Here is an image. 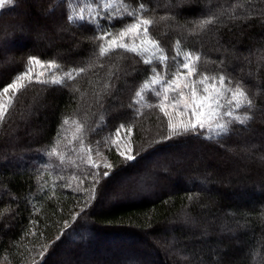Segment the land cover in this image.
Instances as JSON below:
<instances>
[{"label":"trees","instance_id":"obj_1","mask_svg":"<svg viewBox=\"0 0 264 264\" xmlns=\"http://www.w3.org/2000/svg\"><path fill=\"white\" fill-rule=\"evenodd\" d=\"M74 1L11 0L0 9V86L29 67L33 76L3 96L8 111L0 122V264H61L53 258L67 254L74 255L71 264H130L138 257L141 264H264V0H233L227 7L219 2L224 0H112L116 15L145 3L144 15L153 20L149 34L168 57L166 71L159 57L146 64L123 49L101 56L95 38L100 29L63 18ZM205 19L213 22L199 28ZM188 51L201 56L198 73L224 74L229 87L243 84L253 101L252 119L233 124L226 139H162L168 119L151 90L156 86L148 83L151 69L169 79ZM32 55L57 65L41 68L39 79L55 77L64 85L36 82ZM73 68L84 71L69 79L65 73ZM249 71L255 80H246ZM123 133L133 161L113 145ZM184 146L197 150L193 161L175 157L131 174L143 160ZM90 149L106 156L111 178L93 181L91 174L102 169L91 167ZM172 177L175 185L167 187ZM127 178L133 181L120 199L99 208V196ZM147 192L152 194L141 195ZM91 232L94 240L85 237ZM84 249L91 255L77 254ZM148 249L158 252L157 259L147 256ZM99 251L105 256L99 258Z\"/></svg>","mask_w":264,"mask_h":264},{"label":"snow or ice","instance_id":"obj_2","mask_svg":"<svg viewBox=\"0 0 264 264\" xmlns=\"http://www.w3.org/2000/svg\"><path fill=\"white\" fill-rule=\"evenodd\" d=\"M9 3H11V0H0V9H4L5 5ZM115 7L112 3L98 0L94 7L92 5H84L77 10L69 2L68 11L63 14V18L73 23L78 21V26L81 28L91 27L93 32L99 28L100 31L95 38L101 41L99 48L101 56L107 54L109 50L115 49H123L143 56L145 53L153 52L156 48H159V42L152 39L149 34V26L153 24V20L144 15L146 10L145 3L138 2L130 9L125 8L119 15L115 14ZM86 9L87 15L85 14ZM125 12L127 13L126 16ZM101 21H103V25H101ZM212 22V19H205L198 27L204 28ZM113 28L117 29L115 34L108 30ZM127 38H130V43L127 42ZM160 53L159 60L162 62L161 69L166 71L168 57L162 48L160 49ZM200 59L201 56L198 52H186L176 63V69L172 72L169 79H163L156 73L155 68L151 69L153 76L148 83L156 86L151 90L158 100L160 111L168 119V132L162 137L163 140H168L175 136L189 135L198 139L206 137L209 141L214 138L226 139L232 134L233 124L244 126L247 121L252 119L250 110L253 108V101L249 97L243 84L237 83L234 87H229L226 84V79L230 83V78H226L224 74H220L218 77H210L207 72L198 73L197 62ZM28 62L29 65H40L41 68H44L45 65L52 68L57 67L55 61L49 60L42 62L35 55L30 56ZM144 62L146 64L152 63L149 59H145ZM83 71V68H73L65 73V75L69 79H72L74 72ZM43 75V71L38 73L35 77L36 82L41 84L52 83L54 85H64L62 79L55 77L50 81L39 79ZM194 76L199 77L198 81L197 79H193ZM26 78L30 82L33 79L31 67L16 76L10 83L0 86V97L9 94L10 90L14 94L22 86L21 81ZM197 83L203 85L202 91L198 92ZM170 93H176V95L170 97ZM140 95V92L136 93V96ZM225 96L229 97L227 108H225L222 102V98ZM11 102L10 100L9 103ZM241 109L248 111L241 112ZM7 111L8 106L3 100H0V122L4 121ZM178 111L181 115H187V119L177 123L174 117ZM65 123H67V120H65ZM123 127L124 125L120 124L114 129V133L118 134L120 128ZM221 147H223V144H221ZM120 154L124 156L126 161L136 159L130 147L126 149V152ZM87 159L93 169L100 168V165L92 160L90 152L87 155ZM111 168L112 165L110 163H104L103 170L91 174L93 181L98 183L99 178L108 177ZM95 183L91 189L93 195L95 192ZM89 198L91 199L92 195ZM189 200H191V197H189ZM40 256H43V251L40 252Z\"/></svg>","mask_w":264,"mask_h":264},{"label":"rangeland","instance_id":"obj_3","mask_svg":"<svg viewBox=\"0 0 264 264\" xmlns=\"http://www.w3.org/2000/svg\"><path fill=\"white\" fill-rule=\"evenodd\" d=\"M97 2H98V0H96ZM157 1V0H156ZM233 0H224V1H219L220 3H224V5L226 4V7L227 6H229L230 4H231V2H232ZM38 2H40V1H38ZM104 2H108V3H112V0H104ZM189 2V0H183L182 1V3L183 4H185V3H188ZM41 3V2H40ZM40 3H38V4H40ZM164 4V6H165V8L166 7H172V5H170V3H168L167 1H163V2H161V4ZM162 4V5H163ZM84 5H92L93 7L95 6L94 4H93V2L91 1V0H75L74 1V4H73V6L77 9V10H79V8L80 7H82V6H84ZM223 4H222V6H224ZM178 6V5H177ZM232 9V8H231ZM234 9L235 8H233V11H234ZM232 10H231V12H233ZM85 14L87 15V9L85 10ZM44 20H45V16H44ZM160 44V43H159ZM163 49L164 50V46H162V44H160L159 45V48H156L153 52H150V53H145L144 55H143V57L145 58V59H149V60H153V59H155V58H157V57H159L160 56V49ZM165 52V51H164ZM243 56H247L246 57V61H249V59H248V55H243ZM245 60V59H244ZM34 68H35V71H37V72H41V67H40V65L38 66V65H35L34 66ZM245 76H246V80H248V81H251L252 79H254L255 80V76H254V74L253 73H251L250 71L249 72H246L245 73ZM202 91V90H201ZM176 95V93H170V97L171 96H175ZM0 100H3V102L6 104V100L4 99V97H2ZM227 99H225L224 97L222 98V102L224 103V105H225V108H227L228 107V103H227ZM174 119H175V121L177 122V123H179L181 120H186L187 119V115H181L180 114V112L178 111L177 113H176V115H175V117H174ZM113 145L116 147V149H118V152L119 153H124V152H126V149H128L129 147L131 148V151L133 152V148H132V144L130 143V139H129V137H128V134H126L125 133V135H124V133L123 134H121V135H119L118 137H117V139L113 142ZM235 149V148H234ZM238 150H240V152H244V150L242 149V148H237V149H235V152H239ZM89 152H90V154H91V158H92V160L93 161H95L97 164H99L100 165V167H101V169L103 170V165H104V163H110L107 159H106V156H104V154H103V152L102 151H100L99 149H95V150H93V149H90L89 150ZM89 152H88V154H89ZM197 152V150L195 149V148H189V147H186V146H184V148H181V147H170V149H167V150H164V152H162V154H160V155H154L155 157H154V160L153 159H151L150 161H145V160H143V162L142 163H140V164H137L133 169H130L132 172H131V174L133 175V173H134V171L136 170V169H138L139 167H144L145 169H147L148 171H151V170H149V169H155V168H158V167H162V165H163V163H166L167 161H174V159H175V157L177 158V157H179V158H182L183 160H185V161H188V162H191V160L193 161V158L195 157V153ZM237 154V153H236ZM235 154V155H236ZM121 155V154H120ZM231 155H233V156H235L234 154H231ZM194 156V157H193ZM123 158H124V156H122ZM197 159V158H196ZM197 162H201V159H197L196 160ZM78 168H80V167H78ZM109 172H111V169L109 170ZM111 174V173H110ZM109 174V176L107 177V179L110 177L111 178V175ZM130 174V175H131ZM172 179V180H171ZM170 179V183L167 185V187H169V186H172V185H175V178L174 177H172ZM132 181H133V179L132 178H127V179H125V180H121L120 181V183L116 186V190H114L113 192H112V190L110 189L109 191H107V193L106 194H104V196H103V198L101 199V197L99 196V198H98V202H99V200H101L99 203V205H98V207L99 208H101V207H104V206H108L109 204H112L113 202H115V201H117V200H119L120 199V197H119V195H121V190H123L124 188H126V187H128V186H131L130 184L132 183ZM182 181V183H185V181H184V179L183 180H181ZM181 181H178V183L179 182H181ZM177 182V181H176ZM181 183V184H182ZM180 185V184H179ZM138 187H136V189H137ZM139 188L141 189V187L139 186ZM167 189H166V186H162V191H166ZM111 191V192H110ZM150 193L152 194V192H147V193H143V194H141L142 196L143 195H145V196H149L150 195ZM156 195H158V194H156ZM171 224H175V222L174 223H171ZM85 237H87V239L88 240H94L95 239V235H94V233H90L89 235H86ZM71 238H74V236H72ZM151 243H154L155 244V247H157L158 249H159V247L161 246V243L159 244V241H157V240H155V239H152L151 238ZM107 244V243H106ZM136 246L137 245H139V243H137V242H135L134 243ZM130 245V244H129ZM63 246H65V244L63 245ZM72 247V246H71ZM62 248H64V247H61L60 249H62ZM66 248V247H65ZM74 247H72V249H73ZM161 248L162 249H164V251H162L161 253L163 254V255H165V256H170L171 258H174V254H172V253H170V254H168L169 252L167 251V249L168 248H165L164 246H161ZM71 249V248H70ZM73 250H75V249H73ZM77 254H79V256L82 254V255H85V257H88V256H90L91 255V253L89 254V252H87L85 249L84 250H82V251H80L79 253H77ZM157 254H158V252L157 251H155V250H153V249H148V253H147V256L149 257H151L150 259H157L156 257H157ZM69 256L70 257H73L74 255L72 254V255H68L67 254V257H65V258H57V257H55V258H53V259H55V260H57V261H59L61 264H68V263H70L71 264V259L69 258ZM97 256L99 257V258H102V257H104L105 256V254L102 252V251H99V252H97ZM64 257V256H63ZM141 258H136V260H135V263L134 264H141ZM133 263H130V264H133ZM155 263H156V260H155ZM127 264H129V263H127Z\"/></svg>","mask_w":264,"mask_h":264}]
</instances>
